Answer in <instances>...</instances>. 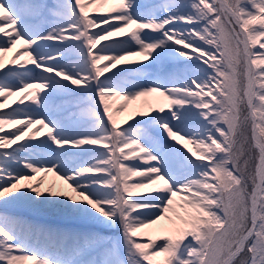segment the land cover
<instances>
[{
    "label": "snow or ice",
    "instance_id": "1",
    "mask_svg": "<svg viewBox=\"0 0 264 264\" xmlns=\"http://www.w3.org/2000/svg\"><path fill=\"white\" fill-rule=\"evenodd\" d=\"M109 2L0 0V97L25 93L23 107L0 114V133L21 125L0 135V149L47 129L38 145L0 151L2 206L54 209L119 233L56 231L0 215V264H264V0H112L108 12L89 16L90 5ZM101 24L108 27L92 31ZM17 45L24 50L5 63ZM21 56L28 59L17 64ZM166 60L183 67L162 74ZM121 62L132 66L105 77ZM28 64L51 75L34 78ZM154 65L161 74L145 85ZM149 96L167 104L134 109L120 127L115 114ZM65 97L74 99L56 103ZM116 99L126 103L114 114ZM193 118L198 126L186 131ZM164 133L193 145L195 159L161 143ZM133 160L143 169L124 163ZM13 163L28 172L9 170ZM39 173L56 174L68 191L42 190L43 181L32 183ZM135 177L143 179L130 183ZM145 189L155 194L132 199ZM164 220L173 234L145 242L143 231Z\"/></svg>",
    "mask_w": 264,
    "mask_h": 264
},
{
    "label": "rangeland",
    "instance_id": "2",
    "mask_svg": "<svg viewBox=\"0 0 264 264\" xmlns=\"http://www.w3.org/2000/svg\"><path fill=\"white\" fill-rule=\"evenodd\" d=\"M85 1L88 2V0H85ZM147 1H151V0H137V3H144V2L146 3ZM16 2H22V0H16ZM53 2H54V0H50L49 4L51 5ZM160 3H163V0ZM156 5H158V4H156ZM112 6H113V3H112V0H110V2L108 4H101V3L92 4V5H90L88 7V9H94V10H97L99 12L106 13V12H108V10ZM6 31H8V29H6ZM99 31H100V28L96 32H99ZM127 31H130V30H126V33H127ZM126 33L122 34L124 39L128 38ZM103 45L104 44L97 45L96 49H94V54L96 52H98L99 48L101 46H103ZM23 50H24V47L22 45H17L16 48L12 52L6 54L5 63H8V61H10L12 59V57L18 51H23ZM27 59L28 58L26 56H21L19 58V60L17 61V64H19L20 62H23V61H25ZM141 59H143V58L142 57H133L132 60H141ZM74 61H75L74 58L73 59L72 58H68L67 60H65V63L68 64V63H72ZM107 63H111V62L110 61H101L100 66L103 67L104 64H107ZM149 63H150V61H149ZM170 64H171L170 68L169 67H167V68L163 67V73L162 74H167V73H169V72H171L173 70V67H174L173 63H170ZM158 66L159 67H157L156 65L153 66V68H155V70H158L156 72V75H153V73H154L153 70L146 69L144 77H143V83L147 82V85H148V83L150 84V83L153 82L154 78H157L158 74H161L160 73V65H158ZM165 66H167V65H165ZM27 67L28 68H33V65L32 64H28ZM177 67H181L182 68L183 65H175V68H177ZM4 71H7V68H5ZM3 74L4 73L1 72L0 77H2ZM147 75L149 76V78H147ZM64 83H68V82L64 81ZM70 87H73V86L70 85ZM30 91H32V90H30ZM40 94L43 95V90H40ZM24 95H25V93L19 92L18 94L14 95V96L8 97L6 100H5L4 97H0V104L3 105V107L0 108V114H2L3 112H10L13 108H16V107H23V105H20L18 103V101ZM73 99L74 98H72V97L59 98V99H57L56 103L58 105H64L66 102L71 101ZM31 100H32V97L29 96L25 100V104L31 103ZM149 101L151 102V106L152 107L148 106V102ZM125 103L126 102L124 100H122V99H116V100H110L109 101L110 107L112 108L114 114L116 113V110L120 107V105L125 104ZM161 104L166 105L167 102L163 101L162 98H157L155 96H150L149 99H147V100L144 99V97H142L139 100L130 103L128 105V107L126 109H124L122 112H120L119 114H115V119L117 120V122L121 123V122H124V121L129 119V117L132 115L134 109H139V108L143 107L144 111H149L150 110L149 108L155 109V108L159 107ZM33 107H35V105H33ZM72 110L75 111L76 109H72ZM197 111H198L197 109L193 108V112H197ZM163 115H165V116L169 115V113L167 111V108H165V112L163 113ZM136 118H140V117L137 116ZM200 119H202V118H200ZM171 123L175 124V123H178V121H171ZM197 126H198L197 119L193 118V119H190V120L186 121V123L184 125V129L186 131H191L193 128H195ZM19 127H21V125H9V126H6L4 132L0 133V135L8 136V135L11 134V132L16 131V129L19 128ZM39 127H40L39 125L34 126L33 131H36V129H39ZM158 132L162 133L163 130L159 129ZM166 135H167L166 133H164L162 136L157 135V139L161 143L166 144V140H167ZM44 139H47V129H42V130L36 131V137H35V139L31 140V142H32L31 145H38L40 143V141L44 140ZM22 141H29V140L27 138H25ZM16 147H18V146H14L13 148H16ZM53 147H55V145H53ZM176 147L182 148L183 150H181V151H183L186 155H188V152L192 153L195 150L193 145L185 144L184 141H180L179 144L176 145ZM13 148H11L10 150L0 149V151L11 152ZM34 151L36 153H44L46 155V153L44 152L43 149L37 148V149H34ZM125 151H128V150H125ZM188 156L191 158L190 155H188ZM25 158H30L29 154L25 153V154L21 155V160L22 161ZM89 159H90V157L85 156L82 159H80L78 162L80 164L86 165ZM124 163L126 165L140 164L141 165V170L144 167L143 162L141 160L125 161ZM153 163H155V162H153ZM13 168H15V170H17V171L23 170V171L28 172V170L23 169V163H21L19 166L15 165L13 163L12 165L9 166V170H13ZM29 174H31V173L29 172ZM138 179H143V177H135L132 181H130V183L135 182V180H138ZM40 181H43L42 184H41L42 190H47L49 188H53V190H60L61 188H63L65 191H68L67 190V185L64 183V181L61 180V179H58L57 175L54 174V173H47V174L39 173V174H36V178H35V180L32 181V183L36 184V183H39ZM141 193L143 195L140 198H138V199H143L147 195L155 194V193H153L151 191V189L141 190ZM69 194L70 195H74L71 192H69ZM8 198L10 199V197H8ZM179 204H180V202H179V199L177 198V202H176V204L174 206L176 207L177 212L180 214V212L184 211V210L179 207ZM9 207L13 208L14 210L15 209H21V208H26L27 209V215H25L22 218L18 219V217L9 216V217H11L13 219H16V220H18V221H20L22 223H25V224L33 225L35 227H39V228H43V229L56 230V231H68V232H75L77 230L83 231L81 228H75V229L70 230L69 228L60 227V228L56 229L54 220L52 219L54 215L60 216L61 220H63V219H68V220L69 219H74V220L77 219V218L65 215L62 212L58 211V210H54V209H34V208H31V207L22 206V205H9ZM1 208H3L2 202H0V209ZM15 211H18V210H15ZM142 211H146V210H142ZM34 213H39L41 215V217L36 218L35 215H33ZM0 215H1V212H0ZM167 215L171 216V217H175L172 213H169ZM78 220H81V219H78ZM81 221H83V220H81ZM84 222H86V221H84ZM167 222H168V225H169V221L168 220H164V221H161L160 224L152 226V228L145 229L143 231V233H142L143 240L145 242H147V239H148L147 237H149L150 235H152V238H154V239L157 236H159V235H164L166 232H162L161 229L162 228H167ZM88 223H90V227L88 228V230H84V231H90V232L98 233L97 231H94V229H95V227H97L99 225H95V224H93L91 222H88ZM51 225L53 227H51ZM99 227L102 228V233L99 232L98 234L103 236V237L115 239V238H117L119 236V233L116 230L106 229V228H104L102 226H99ZM162 242L163 241H160V240L157 241V243H162ZM161 259H162V257H161Z\"/></svg>",
    "mask_w": 264,
    "mask_h": 264
},
{
    "label": "bare ground",
    "instance_id": "3",
    "mask_svg": "<svg viewBox=\"0 0 264 264\" xmlns=\"http://www.w3.org/2000/svg\"><path fill=\"white\" fill-rule=\"evenodd\" d=\"M86 4H88V2H85ZM108 27V25H106V24H103V26H102V28H107ZM132 58V57H131ZM130 58V59H131ZM121 63H123V62H121ZM167 137V136H166ZM168 140H172V139H169V138H167ZM172 141H174V143H177L175 140H172ZM68 190V189H67Z\"/></svg>",
    "mask_w": 264,
    "mask_h": 264
}]
</instances>
